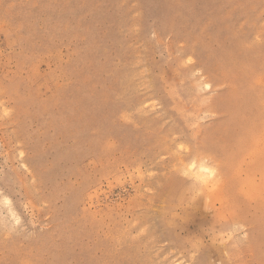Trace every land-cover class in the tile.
Instances as JSON below:
<instances>
[{
	"label": "rangeland",
	"instance_id": "rangeland-1",
	"mask_svg": "<svg viewBox=\"0 0 264 264\" xmlns=\"http://www.w3.org/2000/svg\"><path fill=\"white\" fill-rule=\"evenodd\" d=\"M0 264H264V0H0Z\"/></svg>",
	"mask_w": 264,
	"mask_h": 264
},
{
	"label": "bare ground",
	"instance_id": "bare-ground-1",
	"mask_svg": "<svg viewBox=\"0 0 264 264\" xmlns=\"http://www.w3.org/2000/svg\"><path fill=\"white\" fill-rule=\"evenodd\" d=\"M202 160H203V159H202ZM200 170H201V172H202V171H203V172H207L208 175H211V174L213 173V171H212V170H209V169H208V166H206V165H201V169H200ZM203 172H202V173H203ZM203 175H204V174H202V176H203ZM171 189H172V188H171ZM168 191H169V190H168ZM168 191H166V192H168ZM163 197H165V196H163ZM163 197L161 196L160 198L162 199ZM3 200L5 201V199H3ZM165 200H167V199H165ZM165 200H164V201H165ZM6 201H7V200H6ZM160 201H161V200H160ZM161 202H162V201H161ZM162 203H163V202H162Z\"/></svg>",
	"mask_w": 264,
	"mask_h": 264
}]
</instances>
